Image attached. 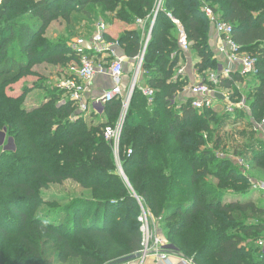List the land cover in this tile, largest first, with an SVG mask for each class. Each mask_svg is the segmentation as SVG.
Instances as JSON below:
<instances>
[{
  "label": "trees",
  "instance_id": "1",
  "mask_svg": "<svg viewBox=\"0 0 264 264\" xmlns=\"http://www.w3.org/2000/svg\"><path fill=\"white\" fill-rule=\"evenodd\" d=\"M203 1L232 24L240 50L256 58L260 84L250 109H263L264 0ZM155 3L0 1V132L6 129L14 144L13 151L0 150V264H115L140 248L138 201L159 219L179 256L195 264H264V247L257 243L264 241L259 237L264 222H249L264 215V208L251 200L226 202L227 195L235 194L232 190L242 196L239 189L248 180L231 161L202 149L214 111L172 103L188 79L175 76L181 55L167 13L183 25L189 49L198 58V73L215 70L221 62L202 0H163L154 19L142 65V80L154 90L153 99L148 104L141 91H133L119 138V167L126 179L119 174L112 141L104 135L105 127L119 119L120 99L104 103L88 120L51 84L46 101L31 108L21 104L27 92L45 89V84L36 82L19 95L7 93L21 78L34 75V64L56 67L77 61L67 40L45 36L52 21L61 19L69 36L82 21L104 19L132 27L137 18L149 16L148 25ZM117 39L123 54L135 58L142 45L140 30L124 29ZM243 79L233 73L220 85L234 92ZM253 161L264 171V149L254 152ZM209 176L217 182H208ZM66 180L89 190L90 198L66 200L63 206L45 200L49 185Z\"/></svg>",
  "mask_w": 264,
  "mask_h": 264
},
{
  "label": "built area",
  "instance_id": "2",
  "mask_svg": "<svg viewBox=\"0 0 264 264\" xmlns=\"http://www.w3.org/2000/svg\"><path fill=\"white\" fill-rule=\"evenodd\" d=\"M163 0H156L150 23L147 24L149 16L146 18H137L135 24L130 29L136 28L141 32V48L131 62V71L128 81L124 80V65L128 61L127 56L123 54L120 43L116 38L108 40L105 35L108 34V25L105 21L99 20L94 25L91 32L78 36L72 44H67L77 56V64L71 75H65L54 81L53 87L64 92L76 106L79 114L85 118L92 112H100L104 103L120 99L122 108L116 124L107 126L104 129L105 138L112 141L115 157L118 156V144L120 133L123 127L124 119L128 110L131 96L135 89L141 91L146 97L147 103L150 104L153 99L154 90L148 87L142 80V65L145 51L151 37L154 19L159 10L163 8ZM202 11L208 18L213 27L219 42L215 47V57L223 56V60L215 70H207L200 74L195 69V80L190 82L185 67L177 66L175 76L179 79L187 78L188 83L173 97L172 103L179 106L188 102L189 105L200 111L212 109L216 110L217 106L223 104L228 109L234 105L233 89L222 87L221 79L230 78L231 74L237 73L242 77H249L256 73V58L242 52L238 44L232 39V24L223 21L208 4L202 0ZM167 15L171 18L177 30L178 53L183 56L190 52L189 41L183 25L176 20L170 13ZM127 28V29H128ZM195 68V67H194ZM107 76L110 79V85L100 96L90 94V85L98 76ZM237 85V84H236ZM185 94L183 100H178L179 95ZM238 105L243 110L250 107L246 105L242 98ZM264 133V117L256 124ZM264 139V136H263ZM131 151L129 150L128 153ZM242 164L241 162H239ZM243 165V164H242ZM246 167L243 165V172ZM255 188L264 190V183L254 185ZM140 213L137 217L139 230L141 233L140 248L137 251V257L133 261L123 264H176L170 259V251L165 248L164 239L150 229L148 222L149 211L144 208L138 201ZM264 241L258 240L257 243L264 247ZM151 260L152 263L149 261ZM181 264H195L192 258H186L178 255Z\"/></svg>",
  "mask_w": 264,
  "mask_h": 264
},
{
  "label": "rangeland",
  "instance_id": "3",
  "mask_svg": "<svg viewBox=\"0 0 264 264\" xmlns=\"http://www.w3.org/2000/svg\"><path fill=\"white\" fill-rule=\"evenodd\" d=\"M101 20L105 21L104 19ZM97 21L98 19L93 21L92 24H86L82 21L80 27L76 28L75 35L69 36L65 30V23L61 19H57L48 25L44 34L51 41L64 39L67 40V44H72L74 39L78 36L87 33V27L92 30ZM190 51L193 52L192 50ZM76 66H78L76 60H71L65 66L56 67L46 62L34 64L32 66L34 75H28L21 78L18 82L8 88L7 93L10 95H19L25 87L32 86V84H35L36 82L38 84H45V89H30L21 103L27 108L38 106L43 101H46V98L51 94L49 84H51L50 88L53 87L55 80L65 75H71ZM258 79L257 74H251L249 77H244L241 83H238V86H235L236 91L233 92V107L228 109L223 104H220L215 111L213 110L214 112L210 115V117H212L210 119L208 131L203 132L206 136H204L205 145L202 149L212 151L217 158L231 161L236 167L240 168L242 172L243 165L246 167L243 175L248 181L247 184H243L239 189L244 193L242 196H239L236 194L237 191L232 190L231 192H234L235 194L227 195L225 198L226 202L235 198L241 201L251 200L257 206L264 208V190L254 187V185L262 182L264 183V171L256 167L253 161L254 152L264 149V133L263 130L256 125L259 123V119L264 117V107L263 109L253 111L250 108L248 110H243L244 108L241 109L238 105V102L243 98L246 105L250 107L253 97L257 94L256 88L260 84ZM87 119L90 120L89 116ZM87 124H89L88 121ZM1 134L4 136L2 135L3 140L2 136H0V140H2L0 141V150L13 151V139L7 136L6 129H3L0 132V135ZM115 159L118 164L119 174L123 179H126L122 169L119 167L118 156H116ZM207 179L208 182L212 184L217 182L214 177L209 176ZM43 194L45 200H53L58 206H63V204H66L68 200H72L73 198H90L89 190H82L77 184L70 180H66L60 185H49V187L43 191ZM258 221L264 222L263 214L250 219L249 222L256 223ZM148 222L150 229H152L154 233H157L158 235L160 234L164 239L165 248L169 250L168 247L171 244L169 243V239H167L162 232V224L159 222V219L153 217L149 212ZM259 237L263 238L264 233Z\"/></svg>",
  "mask_w": 264,
  "mask_h": 264
},
{
  "label": "crops",
  "instance_id": "4",
  "mask_svg": "<svg viewBox=\"0 0 264 264\" xmlns=\"http://www.w3.org/2000/svg\"><path fill=\"white\" fill-rule=\"evenodd\" d=\"M108 25V35L111 38H116L117 35L122 32L124 29H127L128 26L124 25V23L120 21H114L112 23H107ZM211 43L214 45V47L217 46L219 39L218 36L215 34L214 30L212 34L210 35ZM218 58L220 61H222L224 58L222 55H218ZM128 61L125 62L124 65V80L127 82L129 78H127L129 75V72L131 71V62H133L131 58L127 57ZM198 61L197 56L193 52H189L188 54H185L183 56H180L179 65H182L185 67L186 73L189 76L190 82L195 80V64ZM110 85V79L107 76H100L98 75L92 84L90 85V94L92 96H100L101 93L107 89ZM238 86V84L236 85ZM185 94H181L178 97V100H183ZM90 118V117H89ZM170 259L176 264H181L178 260V254H175L173 252H170ZM150 263L151 260L149 261Z\"/></svg>",
  "mask_w": 264,
  "mask_h": 264
},
{
  "label": "water",
  "instance_id": "5",
  "mask_svg": "<svg viewBox=\"0 0 264 264\" xmlns=\"http://www.w3.org/2000/svg\"><path fill=\"white\" fill-rule=\"evenodd\" d=\"M2 135L3 134H1L0 136H2ZM3 136H2V140H3ZM2 140H0V141H2ZM168 248H169V250H172L170 252L178 254L177 250L175 249V247L173 245H169ZM136 257H137L136 254H131V255H128V256H125V257L118 259L117 262H115V264H123V263L129 262V261H133V260H135Z\"/></svg>",
  "mask_w": 264,
  "mask_h": 264
}]
</instances>
